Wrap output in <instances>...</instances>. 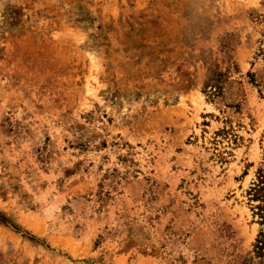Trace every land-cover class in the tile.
<instances>
[{
    "label": "rangeland",
    "instance_id": "374dc122",
    "mask_svg": "<svg viewBox=\"0 0 264 264\" xmlns=\"http://www.w3.org/2000/svg\"><path fill=\"white\" fill-rule=\"evenodd\" d=\"M0 264H264V0H0Z\"/></svg>",
    "mask_w": 264,
    "mask_h": 264
}]
</instances>
